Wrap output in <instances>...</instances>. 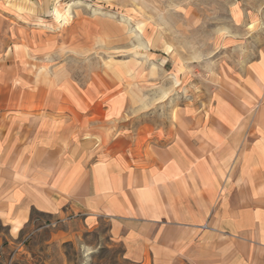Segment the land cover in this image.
<instances>
[{
  "label": "rangeland",
  "instance_id": "rangeland-1",
  "mask_svg": "<svg viewBox=\"0 0 264 264\" xmlns=\"http://www.w3.org/2000/svg\"><path fill=\"white\" fill-rule=\"evenodd\" d=\"M263 59L264 0H0V66L17 64L21 97L72 126L106 114L113 129L191 132L237 119L240 100L253 114ZM0 264L133 263L108 219L34 213L16 238L0 223Z\"/></svg>",
  "mask_w": 264,
  "mask_h": 264
},
{
  "label": "crops",
  "instance_id": "crops-1",
  "mask_svg": "<svg viewBox=\"0 0 264 264\" xmlns=\"http://www.w3.org/2000/svg\"><path fill=\"white\" fill-rule=\"evenodd\" d=\"M19 71L0 66V223L9 236L34 213L105 218L133 264H264V59L246 84L254 102L263 94L255 113L240 100L237 119L209 116L203 129L173 134L113 129L106 114L76 126L41 114L21 97Z\"/></svg>",
  "mask_w": 264,
  "mask_h": 264
},
{
  "label": "clouds",
  "instance_id": "clouds-1",
  "mask_svg": "<svg viewBox=\"0 0 264 264\" xmlns=\"http://www.w3.org/2000/svg\"><path fill=\"white\" fill-rule=\"evenodd\" d=\"M90 251V250H89Z\"/></svg>",
  "mask_w": 264,
  "mask_h": 264
}]
</instances>
